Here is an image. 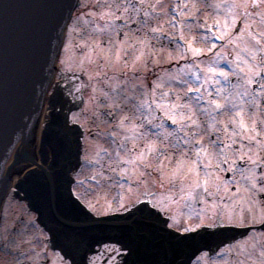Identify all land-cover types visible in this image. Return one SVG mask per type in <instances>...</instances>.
<instances>
[{
	"label": "rangeland",
	"instance_id": "rangeland-1",
	"mask_svg": "<svg viewBox=\"0 0 264 264\" xmlns=\"http://www.w3.org/2000/svg\"><path fill=\"white\" fill-rule=\"evenodd\" d=\"M195 1H192V5L194 6ZM259 3H263L261 0ZM233 4H240L241 5V11L242 15L239 19V23L232 24L231 16H229V26L223 27V34L215 35L212 33L211 28L215 26L214 19H218L219 21H223L224 17L218 16V9L223 8V14H226L228 8ZM250 4V0H208V8H207V16H206V23L208 26H205L204 28H201V32L199 30H192L191 26H188L187 34L189 36H192L191 38L195 39V36L197 37L198 34L202 33L206 36H208V45L204 48L208 50L209 53H211V58L206 60V69H209L211 67H216L217 72H220V67L223 64H230L233 65L230 59L233 60V57H235L237 60H239L238 57H243L244 59L252 60L253 62H257L260 60L262 62L261 64H255L256 69L251 65L250 62L245 63L243 66V72L242 75H244V72H247L248 74H253L254 72L260 71L263 73L264 71V14H257L259 16H255V20L253 19L254 13L257 12V9L252 14H245L246 10L248 9V6ZM94 5L91 0H80V3L77 7V14L74 18L73 24L70 27V36H68L67 45L62 49L61 52V62L63 64H66L69 69L74 70L76 67V75H81L83 77V80H86V83L91 84V87L89 89V102L85 105L84 111L81 113H78L75 115V119L70 116V120L73 123H79L86 135L80 136L82 141L84 142V148L85 154H84V161L85 165L89 166L91 165V162L96 159V161H105V160H112L111 165H119V161L127 163V169L122 171L120 175H126L128 179L131 180L130 186L128 189H125L123 187L124 185L118 181L119 172L117 169L113 166L110 168L113 170V173L109 174L106 177L100 176L101 179H103L104 184L101 185H95L90 193V197L88 199L89 205L93 208L97 216H105L109 214L110 212L114 211L115 207L123 208L126 206V204L131 200L129 198L130 193L133 190H136L133 188V184L136 180L140 179V176H142L145 172L139 168L137 169H131L133 167H136V163H140V161L136 160L135 156V148H137V141L136 138L140 139V137L145 138L146 136H136L140 134L138 131L139 126L137 129H132L131 132H133V135L130 138V142L128 143V146L126 149L127 154L122 153L120 148L118 147V144L114 141H112L110 138L103 137L95 138L94 140H91L89 137V134L93 131L92 122L95 120L93 118V114L91 113L92 108H104L101 99L103 96H107L108 98L112 96V99H115L114 102L118 103L120 100V96L123 94H130L131 90L133 89V86H127L125 90L123 89V83L125 80L121 81L120 74H119V62H116L115 60H111L109 63V67L112 69V77L110 80V91H104L103 90V84L104 80L102 82V79H100V76L96 77L95 79H91L88 75H91L93 73H98V67H100L102 73H104V68L106 64L103 61L108 63V59L106 58L105 54V48L103 47L104 42L106 40L105 36L108 37L111 35L116 41L112 44L114 47L116 46V42L118 41L119 35L114 32L113 29L117 28L116 24H109L110 21H115L119 18H121V15L117 14V10L114 8H107L105 9L102 3L97 4L98 9L101 10L98 13H95L93 11ZM154 8L157 9V5H154ZM91 9V10H90ZM239 8H235L233 11V15L235 16L236 21V11L238 12ZM162 14V12H161ZM261 14V15H260ZM191 17V15H190ZM252 18V20H251ZM105 19L107 20L104 24ZM200 21H203L201 17H199ZM250 25H249V24ZM108 27L106 28V26ZM208 27V28H207ZM120 29V26L119 28ZM206 29H208V34L205 33ZM108 31V34L106 35L105 32ZM196 33V34H194ZM215 37L217 39H220L222 42L221 44L215 45L213 43ZM223 37V39H221ZM220 45V47H219ZM177 46V44H175ZM219 50H218V49ZM252 56H254L252 58ZM220 57V60H219ZM102 63L100 62V60ZM60 62V64H61ZM68 62V63H65ZM234 63V62H233ZM158 65V64H157ZM164 63H160L159 66L164 67ZM229 66V65H228ZM229 66L232 71L231 73L234 75L235 70L233 67ZM177 68L176 72H188L189 70V64H182L180 69ZM205 69V70H206ZM226 67L224 68V72ZM174 70V69H173ZM162 72H168L165 69H161ZM116 72V74H115ZM208 73V70H206ZM251 74V75H252ZM134 85V84H133ZM129 90V91H128ZM189 89L185 88L184 91L187 92ZM247 98L252 95V91L249 89V87L246 88ZM119 94L120 96L114 97L113 95ZM130 96V95H129ZM128 96V98H129ZM177 100V99H176ZM111 108H115V105L113 103H109ZM243 106V105H242ZM241 106V107H242ZM252 108V107H251ZM256 108V107H255ZM238 109V106L234 107V110ZM208 111L205 114L204 117L207 121L212 123V131L218 132L220 136L223 138H227L229 142H232V144L235 146V144H240V147L238 148V155L243 157L246 152L254 153L257 156H254V158L260 160V163H262V159L264 158V153L262 150V147L264 146V113L262 112L260 115L257 112H253V114H246L245 112H234L231 108L222 109L219 114H216L217 117L209 116ZM257 114V117H256ZM196 115L195 112L191 114H186V117H192L191 120H194V116ZM203 115V114H202ZM184 117V116H183ZM184 118L185 120H189ZM254 120V125L250 124L249 119ZM98 120V119H97ZM119 120V119H118ZM117 120V121H118ZM96 121V120H95ZM179 121L182 123L183 118H180ZM216 121L217 124L214 123ZM220 122V124H219ZM188 123H186L187 126ZM119 124V121L117 122V125L115 124L116 128L113 129L112 125H109L107 129L103 130H111L110 132L120 136L119 134V128H117ZM120 125V124H119ZM189 125L193 126L194 124L189 123ZM247 126V127H246ZM251 127V133H250V127ZM119 127V126H118ZM240 127L247 128L246 130H240ZM95 131V129H94ZM177 132V131H175ZM121 137V136H120ZM127 138V137H125ZM165 141V139H162ZM225 142V139H222ZM118 141V140H117ZM204 140H199V143H203ZM140 145V141H138ZM248 142L249 145L244 146V143ZM260 143L263 145L262 147L257 146V143ZM146 147H153V143L151 141L146 142ZM160 146L162 149H164L165 152L168 154V150L163 146L161 143ZM182 147H184L181 143L174 140V138L171 140V150L168 154L171 158L168 156L165 157L164 160L157 162L154 158L153 163H155L156 167V175L159 178L160 176H163L165 174L166 180L165 182L167 184H171L170 190L167 189V187H159V192L156 193L154 196H156V201L158 202V208L163 211V218L166 220L167 228L173 229L176 232H188L189 234H192V232H197L202 229V226H207V228L217 226L216 224H213V221H216L217 218L222 217L223 220L227 223L224 225L227 226H237L242 229L247 228L251 225H254V223L261 222V219L264 218V193L260 192L259 184H261V181L264 180V176H255V182L251 179L252 174H246L243 173L241 170H238V172L235 173V177L232 181H227L225 177V171L223 168H211V170L208 169V173H210V176L206 175L204 168L202 167L200 172V180L201 182L206 179V177L209 179V185L208 190L209 192L214 193L212 196H201L200 193H202L203 189L199 188L195 190L196 198H190L187 197L186 192L187 189H185V192H181L180 188L183 185H188L192 182V178L189 177V179L181 180L179 177H173L172 173L174 170H176L178 166V162H184V169L182 171L187 170V167L192 165V161L194 158L191 157L190 149L187 148L185 156L189 157L190 160H177V157H181L184 155V152H182ZM233 147H231L232 149ZM140 150V147H138ZM197 149V148H196ZM134 150V151H130ZM228 150V145L224 146L223 153L221 154V158L224 157V154ZM180 152L175 160H173L172 157L175 156V153ZM122 153V154H121ZM231 155H233L232 152H230ZM141 154V152H140ZM162 157H163V153ZM160 154V156H161ZM235 154V157H237ZM150 157V156H149ZM209 157L208 159H210ZM147 159H149L146 156V159L144 162H147ZM153 159V158H152ZM188 159V158H187ZM135 161V163H128V161ZM108 161V165H109ZM149 163L152 165L149 168L153 167L152 160L150 159ZM175 163V164H174ZM235 163V162H234ZM233 163V164H234ZM207 164L206 159L203 160V166ZM108 167V166H107ZM105 167V168H107ZM92 173L89 174L85 172L84 177H90L91 178ZM218 177L219 179H214ZM124 178V176L122 177ZM111 182L114 180V182ZM116 179V180H115ZM106 181V183H105ZM154 182V181H153ZM220 185V190L216 191V185ZM167 186V185H166ZM153 186L150 184L147 191L154 192ZM168 190V191H167ZM146 191V190H145ZM146 191V192H147ZM21 194V193H20ZM24 208H22V203L17 202L16 196H14V193H12L5 205L4 208V214L2 219V227L0 231V247L3 246L8 242V236L11 237L12 231L11 229L14 226V221L18 217L19 214L24 213ZM233 223V224H231ZM231 224V225H229ZM203 226V227H204ZM187 229V230H186ZM9 234V235H7ZM263 234H264V227L261 231L257 233H250L249 237H245V240H241L238 242V246L240 251L244 253V259L245 262H247L251 256V254L258 250L259 242L263 240ZM146 239V238H145ZM193 239H198L193 237ZM160 240V241H158ZM229 240V239H228ZM150 244L153 246H150L151 248L154 247L155 250L161 248L160 252L157 250L159 255L154 257V260L150 259H142L141 256L135 257L138 261V264H161L163 261H167L168 255L170 254L167 250V248L162 243L161 239H155L154 241L148 237L147 240ZM182 241H187L182 240ZM172 244V243H170ZM143 248H146L144 244H142ZM256 247V249H255ZM173 251H177L181 256L183 253H186V248L180 244V242H176L172 245ZM146 251V249H144ZM148 251V250H147ZM172 253V251H171ZM182 253V254H181ZM239 253V252H238ZM237 253V254H238ZM136 254V250H135ZM156 254V253H154ZM208 253L199 255L195 260L194 264H232V259L228 258V260H224V262H219L215 260H210L208 256H206ZM171 255V254H170ZM162 257L165 259L163 260ZM195 258V257H194ZM237 260V258H236ZM235 260V261H236ZM176 263V261L174 262ZM164 264V263H163ZM166 264V263H165ZM246 264V263H245Z\"/></svg>",
	"mask_w": 264,
	"mask_h": 264
},
{
	"label": "water",
	"instance_id": "water-1",
	"mask_svg": "<svg viewBox=\"0 0 264 264\" xmlns=\"http://www.w3.org/2000/svg\"><path fill=\"white\" fill-rule=\"evenodd\" d=\"M73 1L0 0V190L6 187L9 151L35 125L40 93Z\"/></svg>",
	"mask_w": 264,
	"mask_h": 264
},
{
	"label": "flooded vegetation",
	"instance_id": "flooded-vegetation-1",
	"mask_svg": "<svg viewBox=\"0 0 264 264\" xmlns=\"http://www.w3.org/2000/svg\"><path fill=\"white\" fill-rule=\"evenodd\" d=\"M121 1H122L120 2L121 13H124L126 17L128 15L133 17L131 22L126 21V27H125L126 30H128V26H130L132 32L136 31V29L139 26V19H141V21H144V18H146L150 13L154 12L153 0H121ZM146 22H148V20H146ZM150 22L152 24V28L155 27V21L150 20ZM132 41L133 39L131 38V41L129 43H132ZM58 211L63 216L70 217L71 215V212L64 208L61 209L59 207ZM39 222L42 224V226H45L46 231L50 232L51 235L50 244H52V247H56V249L59 250L62 257L65 256L69 258V255H73V247H75V249H77V247H83V249H86L91 245L88 236V232L90 231V229H86V230L82 229L80 231H77L75 229L63 228L65 230V236L63 238L64 243L62 244L63 247L62 248L61 246L58 247L57 245L54 244L53 241L54 233L52 231L51 225H49V223L47 222H43L42 216L39 217ZM48 228L50 230H48ZM91 257L92 256H90V254L85 253L81 257L79 263L73 261L71 258L70 261L72 262V264H90Z\"/></svg>",
	"mask_w": 264,
	"mask_h": 264
},
{
	"label": "snow or ice",
	"instance_id": "snow-or-ice-1",
	"mask_svg": "<svg viewBox=\"0 0 264 264\" xmlns=\"http://www.w3.org/2000/svg\"><path fill=\"white\" fill-rule=\"evenodd\" d=\"M238 7H241V5L240 4H233V5H231L228 8V12L231 14L232 11L235 8H238ZM230 23H232V24L237 23L234 15L231 16ZM222 26L223 27H228L229 26V21L228 20L223 21L222 22ZM221 39H223V37H221ZM201 51H202L201 49H193V53L194 54H199ZM141 55H143V54H141ZM116 59L117 60L120 59L119 55L116 56ZM137 59H140V57H137ZM208 71L209 72H215L216 70L213 69V68H209ZM262 71H264V70H262ZM219 75L221 77H224L225 79H227L228 73L224 72V71H220ZM254 75L255 76H261V72L257 71V72L254 73ZM196 78L199 79L200 78L199 75H197ZM205 82H207V80H205ZM213 82L215 83V81H213ZM249 82L251 83L252 81L250 80ZM261 86L264 87V84H262ZM196 91H198V90H196ZM148 107H151V105H148ZM178 107H190V106L184 105V106H178ZM217 107H220V106L218 105ZM165 115H168L167 112L165 113ZM125 119H128V118L125 117ZM168 119L172 120L173 123H176V120H174L172 116H168ZM186 119L191 120V117L190 116L186 117ZM149 123H151V121H149ZM191 123L195 124L196 121L191 120ZM121 125H123V121H121ZM159 127H163V125H159ZM181 130H183V129H181ZM141 135H143V134H141ZM188 143H189L188 140H184V144H188ZM152 150H155V148L154 147L151 148L148 154L142 153L140 156H137L136 159L138 161H142L143 162L146 159V155H150V152ZM130 151H134V150H130ZM195 155H196V160H193L192 161V165L187 167V170H185V171H182L184 169V167H185L184 162H178V166H177L176 170L173 171L172 176L173 177H179V178H181V180L189 179V177L192 178V182L190 184L183 185L180 188L181 192H185V189H187V192H186L187 197L195 199L196 198L195 190L199 189V188L203 189L202 193H200L201 196H204V195L212 196V195H214V193L209 192V190H208L209 179H204L201 182V180H200V172H199V165L197 164V161H199L201 158L208 159L209 156L211 155V153L208 150H206L203 146H201V147H199V149L197 150ZM128 163H130V164L131 163H135V161H131L130 160V161H128ZM151 166L152 165L150 163L146 164V167H151ZM211 167H212L211 164H205L204 165V171H205L206 175H208V176H210V173H208V169L211 168ZM214 179H219V178L216 177ZM251 179L253 180V182H255L256 178H255L254 174L252 175ZM261 182L264 183V180H262ZM219 190H220V185L217 184L216 185V191L218 192ZM259 190H260V192L264 193V187L260 188Z\"/></svg>",
	"mask_w": 264,
	"mask_h": 264
},
{
	"label": "bare ground",
	"instance_id": "bare-ground-1",
	"mask_svg": "<svg viewBox=\"0 0 264 264\" xmlns=\"http://www.w3.org/2000/svg\"><path fill=\"white\" fill-rule=\"evenodd\" d=\"M51 108H53L54 110H57L58 107L55 106L54 104L51 105ZM46 117L44 119V121H48V115L51 114V112H46ZM62 118V121L60 120L59 117H55L57 118V121H54L52 120L51 123H48V128H49V131H47V135H45L44 139H45V142H49V141H53L55 144L53 145L56 149V157L57 159H55V161L58 162L59 161H62L64 160L67 156H68V152L71 148L67 149V146H66V143H65V137H76L77 135V131H72V130H68L67 131V127H66V124H67V120H68V117H67V113H63L61 116ZM47 118V119H46ZM59 129V133H57ZM65 131L67 133V136L64 135L63 131ZM60 136V141L56 138V136ZM33 167H31L30 169H32Z\"/></svg>",
	"mask_w": 264,
	"mask_h": 264
}]
</instances>
